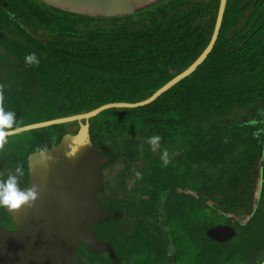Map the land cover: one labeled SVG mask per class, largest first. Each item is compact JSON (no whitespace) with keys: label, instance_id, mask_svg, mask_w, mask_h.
<instances>
[{"label":"trees","instance_id":"trees-1","mask_svg":"<svg viewBox=\"0 0 264 264\" xmlns=\"http://www.w3.org/2000/svg\"><path fill=\"white\" fill-rule=\"evenodd\" d=\"M4 1L0 108L15 113L12 129L149 98L201 55L219 8V0H156L127 14L88 16L41 0ZM214 45L153 103L89 120L94 145L114 155L105 168L122 167L117 189L107 190L103 175L98 200L124 216L95 226L114 258L79 245L87 264H181L195 257L192 244L212 241V220L241 218L256 202L250 222L237 221L234 243L253 264L264 260V0H227ZM30 53L38 63H25ZM73 124L33 129L29 153L55 147ZM153 135L160 137L155 151L147 143ZM29 153L0 165L21 169L20 188ZM128 179L134 186L126 191ZM0 216L1 226L15 228L4 206Z\"/></svg>","mask_w":264,"mask_h":264},{"label":"water","instance_id":"water-1","mask_svg":"<svg viewBox=\"0 0 264 264\" xmlns=\"http://www.w3.org/2000/svg\"><path fill=\"white\" fill-rule=\"evenodd\" d=\"M59 9L88 16H116L142 9L156 0H41ZM227 0H219L212 38L201 55L184 71L159 88L149 98L136 103H109L89 112L11 129L7 136L24 131L77 122L73 133L64 134L51 149L33 151L27 156L28 183L36 196L16 209L5 210L15 228L0 224V264H87L78 256L79 245L114 258L109 243L98 238L95 226L120 220L124 211H113L98 200L103 189V169L114 159L106 148L94 145L89 120L113 108L149 105L178 82L192 74L216 44ZM0 5H9L0 0ZM215 242L235 236L230 226L208 229ZM261 264H264V260Z\"/></svg>","mask_w":264,"mask_h":264},{"label":"rangeland","instance_id":"rangeland-1","mask_svg":"<svg viewBox=\"0 0 264 264\" xmlns=\"http://www.w3.org/2000/svg\"><path fill=\"white\" fill-rule=\"evenodd\" d=\"M5 69H2L0 75L4 77ZM5 109V108H4ZM235 113V112H234ZM234 113L231 115V119L234 116ZM76 123V122H73ZM73 123L69 126H75ZM46 128V127H44ZM43 129V128H39ZM30 131H24L17 134L9 135L4 138L3 142H0V165H6L7 159L14 153L24 155L29 153V142L33 141L32 133ZM164 151H161L162 154ZM122 167L120 165L111 166L110 169H106L104 176L105 180L108 183L109 187L112 189H117L116 181L118 179L119 171ZM14 170L9 169L6 166L0 167V182L7 178L8 175H14ZM16 173V172H15ZM17 178L20 177L19 174L16 173ZM139 177V176H138ZM18 186H21L22 181L19 179L17 180ZM134 181L132 179L125 180L124 182V189L126 191L131 190L134 186ZM211 213V211H209ZM1 217V216H0ZM214 217V216H213ZM245 222V218L242 219ZM214 224H225L226 218L223 216L220 219L212 220ZM0 223L3 224V221L0 219ZM217 226V225H216ZM5 227V226H4ZM203 243L200 247H195V244H192L188 248L189 254H193L195 257L191 258L188 256L186 261L181 264H253L252 258L248 256H243L240 252L236 250L237 246L234 242L236 241H227L223 243H217L207 240L205 237L201 239ZM245 249L247 251H251L254 249V246L251 244H246ZM206 259H210V261H206Z\"/></svg>","mask_w":264,"mask_h":264},{"label":"clouds","instance_id":"clouds-1","mask_svg":"<svg viewBox=\"0 0 264 264\" xmlns=\"http://www.w3.org/2000/svg\"><path fill=\"white\" fill-rule=\"evenodd\" d=\"M24 59L26 64L38 63L34 53L26 55ZM15 123V113L0 108V142L4 141V138L7 137L9 131L13 128ZM159 140L160 137L158 135L148 137L147 143L151 146L153 151H155L159 146ZM166 155L167 153L164 152L161 156L162 162L165 165L168 163ZM15 172L19 174L21 169L17 167ZM137 176H139V173H137ZM35 196L36 192L34 188L22 189L18 186L16 175L10 174L3 180V182H0V206H4L10 210L16 209L26 204L29 200L34 199Z\"/></svg>","mask_w":264,"mask_h":264},{"label":"flooded vegetation","instance_id":"flooded-vegetation-1","mask_svg":"<svg viewBox=\"0 0 264 264\" xmlns=\"http://www.w3.org/2000/svg\"><path fill=\"white\" fill-rule=\"evenodd\" d=\"M76 130V128L74 129H71L69 131V133H73L74 131ZM105 170L106 168L103 169V174H102V177L105 173ZM104 180V179H103ZM261 186H262V181L260 180L259 181V186L258 188L256 189V192L260 194V189H261ZM258 207V202L254 203L253 204V209L249 212V213H246L245 215H243V217L239 218V217H236V215H233L231 214L230 217L226 220L227 222L225 224H220V225H223V226H230L231 228H233L235 230V236L230 239L229 241H233L236 237H237V233L239 231L238 229V224H247L250 222V219L252 218V212L255 210V208ZM243 218H245V222H243ZM237 221H238V224H237ZM218 226V225H217ZM215 227V226H214ZM212 240V239H211ZM213 241V240H212ZM235 241V240H234ZM215 242V241H214ZM218 243V242H217ZM253 250V249H252Z\"/></svg>","mask_w":264,"mask_h":264}]
</instances>
